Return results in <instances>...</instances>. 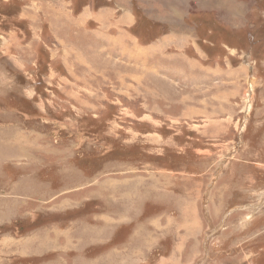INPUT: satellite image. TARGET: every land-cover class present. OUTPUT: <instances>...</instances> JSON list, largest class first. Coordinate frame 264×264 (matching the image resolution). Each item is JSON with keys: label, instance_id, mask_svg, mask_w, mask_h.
I'll use <instances>...</instances> for the list:
<instances>
[{"label": "rangeland", "instance_id": "rangeland-1", "mask_svg": "<svg viewBox=\"0 0 264 264\" xmlns=\"http://www.w3.org/2000/svg\"><path fill=\"white\" fill-rule=\"evenodd\" d=\"M81 4L0 0V264H264V0Z\"/></svg>", "mask_w": 264, "mask_h": 264}, {"label": "trees", "instance_id": "trees-1", "mask_svg": "<svg viewBox=\"0 0 264 264\" xmlns=\"http://www.w3.org/2000/svg\"><path fill=\"white\" fill-rule=\"evenodd\" d=\"M74 2L76 3V8L78 9V8H79V5H82L81 3H83L84 0H74ZM141 27H142L141 32L143 31L144 28H146V29L149 28V26H144V27H143V25H141ZM133 29H134V28H132V30H133ZM147 31H150V32H151V29H150V30H147ZM135 32H137V31H135ZM255 32H257V31L247 32V34H246V39H245V41H246V43H245L246 48H248V45H249L252 41H258V40H260V39H263V40H264V24H263V26L261 27V29L258 31L260 37H257ZM151 33H152V32H151Z\"/></svg>", "mask_w": 264, "mask_h": 264}, {"label": "bare ground", "instance_id": "bare-ground-1", "mask_svg": "<svg viewBox=\"0 0 264 264\" xmlns=\"http://www.w3.org/2000/svg\"><path fill=\"white\" fill-rule=\"evenodd\" d=\"M103 39H105V38H103ZM117 41H115V43H116ZM120 42H122V41H120Z\"/></svg>", "mask_w": 264, "mask_h": 264}]
</instances>
